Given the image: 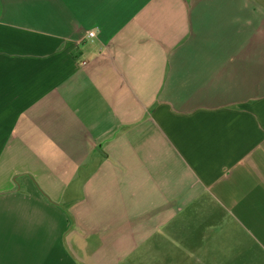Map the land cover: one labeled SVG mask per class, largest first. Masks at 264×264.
Returning <instances> with one entry per match:
<instances>
[{
  "label": "crops",
  "instance_id": "obj_1",
  "mask_svg": "<svg viewBox=\"0 0 264 264\" xmlns=\"http://www.w3.org/2000/svg\"><path fill=\"white\" fill-rule=\"evenodd\" d=\"M0 264H264V0H0Z\"/></svg>",
  "mask_w": 264,
  "mask_h": 264
},
{
  "label": "built area",
  "instance_id": "obj_2",
  "mask_svg": "<svg viewBox=\"0 0 264 264\" xmlns=\"http://www.w3.org/2000/svg\"><path fill=\"white\" fill-rule=\"evenodd\" d=\"M90 37H94L95 36V33L94 32H89L88 34Z\"/></svg>",
  "mask_w": 264,
  "mask_h": 264
}]
</instances>
